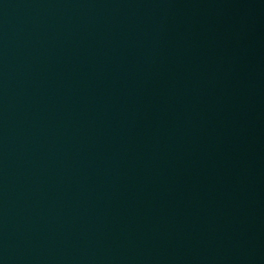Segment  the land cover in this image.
<instances>
[{
    "label": "water",
    "instance_id": "1",
    "mask_svg": "<svg viewBox=\"0 0 264 264\" xmlns=\"http://www.w3.org/2000/svg\"><path fill=\"white\" fill-rule=\"evenodd\" d=\"M0 264H264V0H0Z\"/></svg>",
    "mask_w": 264,
    "mask_h": 264
}]
</instances>
